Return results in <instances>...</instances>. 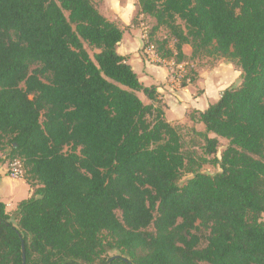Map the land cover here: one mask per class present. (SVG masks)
<instances>
[{
	"label": "trees",
	"instance_id": "trees-1",
	"mask_svg": "<svg viewBox=\"0 0 264 264\" xmlns=\"http://www.w3.org/2000/svg\"><path fill=\"white\" fill-rule=\"evenodd\" d=\"M137 5L162 58L190 45L240 83L190 114L202 153L185 149L94 0H0V142L32 189L0 202V264H264V0Z\"/></svg>",
	"mask_w": 264,
	"mask_h": 264
},
{
	"label": "crops",
	"instance_id": "crops-1",
	"mask_svg": "<svg viewBox=\"0 0 264 264\" xmlns=\"http://www.w3.org/2000/svg\"><path fill=\"white\" fill-rule=\"evenodd\" d=\"M123 1L118 0L117 4L116 0H105L106 7L102 11L110 20L117 19L115 22L124 30L123 38L117 46L118 52L127 57L128 62L145 85L156 87L160 99L167 104L165 106L166 117L170 122L181 124L189 121L194 124L189 110L204 111L211 103L216 102L225 89H216L218 83L228 80L227 87L237 85L234 84V78L241 77V68L231 61H222V66L215 67L200 80V85L205 89L203 94L192 96V84L183 86L171 77L170 66L167 64L168 59L163 58L159 61L148 59L144 55L140 39L141 27L133 23V17L138 10L137 0ZM195 126L198 130L205 128L203 123H195ZM6 155L10 158V148L0 142V156L4 158ZM31 195L32 189L24 178H13L7 172V165L0 166V202L6 204V210L11 215L17 210L18 203Z\"/></svg>",
	"mask_w": 264,
	"mask_h": 264
},
{
	"label": "rangeland",
	"instance_id": "rangeland-1",
	"mask_svg": "<svg viewBox=\"0 0 264 264\" xmlns=\"http://www.w3.org/2000/svg\"><path fill=\"white\" fill-rule=\"evenodd\" d=\"M96 5L98 6V8L103 11L104 7H106V3L105 0H94ZM121 2L123 0H120ZM126 1V0H125ZM133 0H128V2H132ZM118 2V0H116V3ZM124 2V1H123ZM118 4V3H117ZM123 4V3H122ZM108 9H112V8H108ZM115 21H117V19H115ZM150 28L153 29L154 27V20L150 17H145L143 20ZM133 23L137 24L140 26V18L137 19V12L135 13L134 17H133ZM149 28V29H150ZM168 35V32L166 29L161 28L159 29L156 33H155V37L156 38H162L164 39L166 36ZM170 44H173V40L171 39ZM90 53L93 54L94 50L88 48ZM184 51L187 54V58L185 59L184 62H181L182 64V68H178L175 71L177 73H179L181 76L179 82L182 84L184 81H186V83L192 84L193 85V89H192V96L193 95H202L204 92V88L202 87V85H200V80L203 77H206L209 73V71H212L215 67L218 66H222L221 62L222 61H230L227 58H223V57H217V56H207V55H202L200 57H192L191 53H192V48L190 45H185L184 46ZM170 61H175L173 59H168L167 64L170 67H176V65L170 64ZM235 83L234 84H238V82L241 81V77H236L234 78ZM228 80L225 81H221L220 83H218L217 88H221L224 89L226 88L227 84H228ZM191 93V90H190ZM140 96L143 98L144 101H148V99L146 98V96L143 93H140ZM191 97V96H190ZM195 97V96H194ZM164 104L167 106L166 102H164ZM166 109V107H165ZM190 114L194 111V109H190ZM189 113V112H188ZM179 129H180V133L182 135L183 138V143L185 146V149H189V150H196L198 153H202V149L200 147H194V140L198 139L194 132L192 131V127L195 126V124H192L191 122H186V123H181L178 124ZM196 128V126H195ZM220 143H219V147H218V153L217 156L221 157V152L223 151V149L227 146L228 144V140L226 138H221L220 137ZM11 161V159L6 155L4 158L0 156V166H6L7 165V169H8V164ZM201 170L204 172H208V173H216L218 171L221 170V167L219 165L216 164H211V163H206L201 167ZM187 178V175H185L182 179V181H185ZM23 187V186H22ZM25 197V196H24ZM22 197V198H24ZM263 219H264V214H263ZM116 252L112 251L110 252V255H114ZM202 264H207L205 262H203Z\"/></svg>",
	"mask_w": 264,
	"mask_h": 264
},
{
	"label": "built area",
	"instance_id": "built-area-1",
	"mask_svg": "<svg viewBox=\"0 0 264 264\" xmlns=\"http://www.w3.org/2000/svg\"><path fill=\"white\" fill-rule=\"evenodd\" d=\"M140 27H141V34H140L141 48H142L144 55L148 59L162 61L163 58L158 53L156 44L151 37L150 29H149L150 27L144 21H141ZM170 64L176 65V67H173V66L170 67L171 77L179 81L181 78L180 77L181 75L177 73L175 70L178 68H182V64L177 63L175 61H171ZM7 172L9 176L13 178H24L26 175V169L24 166V162L18 158L12 159L8 164Z\"/></svg>",
	"mask_w": 264,
	"mask_h": 264
},
{
	"label": "water",
	"instance_id": "water-1",
	"mask_svg": "<svg viewBox=\"0 0 264 264\" xmlns=\"http://www.w3.org/2000/svg\"><path fill=\"white\" fill-rule=\"evenodd\" d=\"M117 256H119V255H114L112 258L117 257ZM23 257L25 259V247L24 246H23Z\"/></svg>",
	"mask_w": 264,
	"mask_h": 264
}]
</instances>
